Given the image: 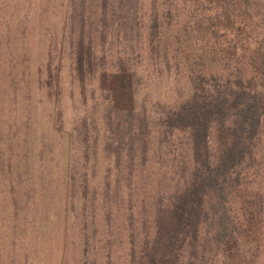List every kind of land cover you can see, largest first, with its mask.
Returning a JSON list of instances; mask_svg holds the SVG:
<instances>
[{
    "label": "trees",
    "instance_id": "obj_1",
    "mask_svg": "<svg viewBox=\"0 0 264 264\" xmlns=\"http://www.w3.org/2000/svg\"><path fill=\"white\" fill-rule=\"evenodd\" d=\"M186 1L62 0L59 56L93 99L66 131L1 86L0 264L49 231L61 264H264V0ZM162 80L176 98L146 106Z\"/></svg>",
    "mask_w": 264,
    "mask_h": 264
},
{
    "label": "rangeland",
    "instance_id": "obj_2",
    "mask_svg": "<svg viewBox=\"0 0 264 264\" xmlns=\"http://www.w3.org/2000/svg\"><path fill=\"white\" fill-rule=\"evenodd\" d=\"M65 6L62 0H0V89L3 91L1 86H9L11 80L15 78L14 82L20 96L25 97L28 94V97L31 94L33 98L40 101L35 111L34 108L31 110L34 117L43 119L48 117L49 113L52 115L53 120L47 128L48 132L55 124L54 119L58 128L68 130L72 123L91 107L93 100H86L81 96L78 83L74 82L69 70L68 50L66 49L62 57L59 56L62 40L58 30L62 25L61 13L64 14ZM204 6H208V3ZM7 27L13 39L8 44L6 42H10L11 37L9 31L7 35ZM217 34L219 35V32ZM235 35L239 36L237 33ZM46 63L49 64L51 71L59 70L58 66L62 67L60 84L59 87H54L52 83L48 90L44 88L42 94H38L33 87V80L35 81L39 66H44ZM42 73L45 76V69ZM8 75L10 76L6 79ZM144 80L142 78L140 81L144 82ZM141 85H139L140 88ZM170 87V83L162 80L156 89L152 90L153 94H148L146 106H151L157 100L162 103L172 102L176 96L171 93ZM143 96V91L137 93V102ZM38 122L41 121L38 120ZM51 136L58 138L53 133ZM57 146L60 149L61 143ZM61 148L64 149L63 146ZM64 238V234L60 235V231H49L46 248L41 247L38 252L32 251L31 263L61 264L60 256ZM22 264H25L24 260Z\"/></svg>",
    "mask_w": 264,
    "mask_h": 264
}]
</instances>
